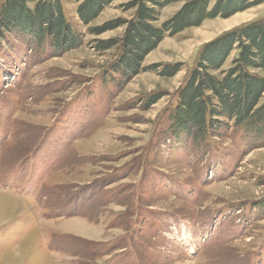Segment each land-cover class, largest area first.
<instances>
[{
	"label": "rangeland",
	"instance_id": "374dc122",
	"mask_svg": "<svg viewBox=\"0 0 264 264\" xmlns=\"http://www.w3.org/2000/svg\"><path fill=\"white\" fill-rule=\"evenodd\" d=\"M129 1L85 25L61 0L81 38L68 51L0 28V264H264V138L232 121L196 142L171 119L203 45L264 18V2L167 34L128 73L126 25L90 29L133 19Z\"/></svg>",
	"mask_w": 264,
	"mask_h": 264
},
{
	"label": "trees",
	"instance_id": "16d2710c",
	"mask_svg": "<svg viewBox=\"0 0 264 264\" xmlns=\"http://www.w3.org/2000/svg\"><path fill=\"white\" fill-rule=\"evenodd\" d=\"M74 1L78 3L79 19L89 25L114 0ZM176 1L180 0H131L123 7L135 10L133 19L110 20L91 27L90 32L99 35L126 25L119 69L138 73L144 58L167 34L198 27L207 19L230 18L264 2L188 0L161 27L155 25L161 10ZM0 28L10 31L21 28L39 45L50 40L59 52L75 49L81 44L80 35L66 18L61 0H5L0 10ZM119 42L117 39L99 41L97 49L107 50ZM203 46L196 68L179 91V102L171 114L174 127L194 141L203 142L209 135L217 136L219 130L233 121L235 126L245 128L255 137L264 138V18L233 27ZM234 52L231 67L224 70ZM160 66L154 63L145 70H157ZM180 68L181 63L165 66L161 74L170 77ZM158 99L155 97L150 104Z\"/></svg>",
	"mask_w": 264,
	"mask_h": 264
}]
</instances>
